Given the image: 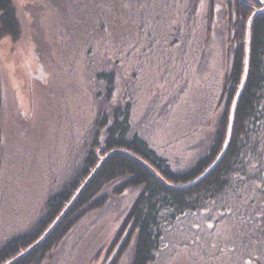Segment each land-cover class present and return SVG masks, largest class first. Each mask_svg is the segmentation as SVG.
Here are the masks:
<instances>
[{
    "label": "rangeland",
    "instance_id": "1",
    "mask_svg": "<svg viewBox=\"0 0 264 264\" xmlns=\"http://www.w3.org/2000/svg\"><path fill=\"white\" fill-rule=\"evenodd\" d=\"M234 1L214 0L209 20L210 0H156L144 20L119 19L108 30L86 22L84 0H69L65 10L58 0H13L21 34L0 39V246L34 227L80 171L105 110L99 70L119 72L111 103L131 104L129 134L142 135L175 168L192 164L217 121L231 50L219 27ZM121 182L106 187V204L82 217L42 264H131L133 244H123L140 189L113 193ZM258 184L245 180V201L259 198ZM220 205L169 222L149 264H264V237L251 238L259 220L237 215L249 214L247 204L235 212Z\"/></svg>",
    "mask_w": 264,
    "mask_h": 264
},
{
    "label": "trees",
    "instance_id": "2",
    "mask_svg": "<svg viewBox=\"0 0 264 264\" xmlns=\"http://www.w3.org/2000/svg\"><path fill=\"white\" fill-rule=\"evenodd\" d=\"M58 1L65 10L69 0ZM210 1L209 20H213L214 0ZM150 2L155 4L156 0H84L86 22L94 20L100 29L114 30L119 19L123 22L141 16L144 20L145 11L151 9ZM192 2L197 6L198 0H190V4ZM228 6L226 26L219 27V31L229 34L231 50L223 76V92L217 103V121L208 144L192 164L175 168L169 158L159 154L142 135L129 134L131 104L111 103L119 72L113 67L99 70L97 78L104 82L100 92L105 94V110L101 112L98 129L80 171L48 200L46 212L34 227L2 243L0 264H42L82 217L106 204L109 197L104 191L117 181L122 182L113 190L115 194L129 188L140 189L128 213L129 228L123 244L126 248L133 244L131 264H149L155 259L164 244L163 231L169 222L221 203L226 205H220V210L232 208L234 212L236 207L247 204L249 214L242 210L237 215L242 212L249 222L259 220V225L251 228L256 230L251 238L262 240L264 12L254 18L249 33L248 25L252 14L262 8L263 3L235 0L228 2ZM110 8L126 18L118 14L111 16ZM135 22L138 23L136 19ZM140 27L148 29L145 24ZM20 34L21 24L13 0H0V39L4 36L18 39ZM252 169L259 172L257 176L250 174ZM247 179L259 183L260 190L255 195L259 198L244 200ZM253 212H258L256 217L252 216ZM258 227L262 229L257 230Z\"/></svg>",
    "mask_w": 264,
    "mask_h": 264
},
{
    "label": "water",
    "instance_id": "3",
    "mask_svg": "<svg viewBox=\"0 0 264 264\" xmlns=\"http://www.w3.org/2000/svg\"><path fill=\"white\" fill-rule=\"evenodd\" d=\"M261 1H262V3H263V7L260 8V9H258V10H256V11L252 14V16L250 17L249 25H248V33L250 32V27H251V24H252L254 18H255L258 14L264 12V0H261Z\"/></svg>",
    "mask_w": 264,
    "mask_h": 264
}]
</instances>
